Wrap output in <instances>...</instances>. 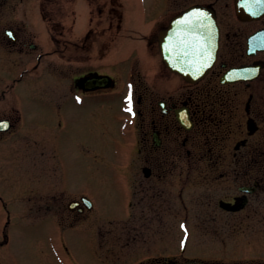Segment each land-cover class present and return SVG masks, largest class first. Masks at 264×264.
<instances>
[{
  "label": "flooded vegetation",
  "instance_id": "af4514ba",
  "mask_svg": "<svg viewBox=\"0 0 264 264\" xmlns=\"http://www.w3.org/2000/svg\"><path fill=\"white\" fill-rule=\"evenodd\" d=\"M242 2L240 15L236 0H142L148 7L134 17L124 12L134 0H61L59 17L58 0H0V66L25 61L19 77L0 75V83L11 79L17 89L26 72L42 80L61 65L65 89L46 97L58 110L71 99L115 104L122 94L125 130L106 140L120 148V165L104 180L116 185L121 204L105 217L89 196L60 184L73 196L59 207L66 226L53 243L63 252L66 231L87 229L99 264H264V0ZM192 6L211 11L219 38L212 66L185 78L167 66L160 44L172 19ZM11 114H0L10 127L0 137L18 126ZM49 128L38 122L28 131L31 184L54 196L48 173V184L39 178L47 168L37 155L44 132L46 160L55 157ZM7 213L0 249L9 242ZM148 245L155 248L140 251Z\"/></svg>",
  "mask_w": 264,
  "mask_h": 264
},
{
  "label": "rangeland",
  "instance_id": "374dc122",
  "mask_svg": "<svg viewBox=\"0 0 264 264\" xmlns=\"http://www.w3.org/2000/svg\"><path fill=\"white\" fill-rule=\"evenodd\" d=\"M134 2L125 3L124 12L138 17L140 10L143 11V8L148 6L143 4L142 0ZM61 6V0H58L54 12L58 13L59 17ZM60 68L61 65H58L53 69L52 75L42 80H38L35 74L26 72L17 89H13L11 79L0 83V92L4 90L6 94L4 97L0 95V114L12 113L14 118H19L15 131L0 137V229L7 219V210L12 221L8 229V245L0 249V264H57L56 260L60 257L64 260L62 264H99L94 251L89 249L91 233H88L87 229L69 230L64 233L67 251L63 252L57 244L60 249L58 250L57 245L53 243H57V235H61L63 226H66L60 217L59 207L73 197L62 193L60 187L63 186L69 193L89 196L105 217L111 218L113 208H118L121 204L115 193L116 185L104 180L112 177V172L116 171L114 166L120 165L115 164L120 148L108 144L106 140H109L110 134L114 138V133L122 134L125 130V122L119 119L124 113L120 101L122 94L115 104L103 100L92 103L85 99L83 104L78 105L70 98L68 108L58 110V103L50 101V97L51 94H61L65 89L66 82L57 72ZM23 69L25 61L3 64L0 66V75L7 78L19 77ZM48 93L49 99L46 98ZM59 112L61 119L57 117ZM38 122L52 125L46 134L50 144L54 146L55 157L46 160V157L50 158L51 153L49 148L44 146V132L37 134V139L43 143H39L41 149L37 155L40 156L41 164L46 161L47 168L42 169L39 178L47 183L45 172L48 173L54 187L50 192L54 196L48 195L45 189L38 193H34L32 189L33 156L31 135L28 131L32 129L33 123ZM49 204H53V212L48 210ZM124 210L125 208L123 213ZM107 225L106 221L103 222L102 228L108 229ZM111 225L114 226V223ZM89 229L93 231L92 237H96L95 229L92 226ZM57 230H60V233H57ZM107 235L109 241L111 238L119 245L123 242L115 235ZM262 242L264 243V237ZM141 247L143 248L140 251L143 252L155 248L153 245ZM260 250L261 256L264 257V247Z\"/></svg>",
  "mask_w": 264,
  "mask_h": 264
},
{
  "label": "water",
  "instance_id": "95a60500",
  "mask_svg": "<svg viewBox=\"0 0 264 264\" xmlns=\"http://www.w3.org/2000/svg\"><path fill=\"white\" fill-rule=\"evenodd\" d=\"M236 5L237 13L242 15L245 10L243 5L238 0ZM210 13L211 11L198 6L185 10L171 21L166 33L168 38L172 36L173 39L160 44L167 66L185 78L203 74L213 63L218 30ZM88 203L90 204L89 201Z\"/></svg>",
  "mask_w": 264,
  "mask_h": 264
},
{
  "label": "snow or ice",
  "instance_id": "6c2138e0",
  "mask_svg": "<svg viewBox=\"0 0 264 264\" xmlns=\"http://www.w3.org/2000/svg\"><path fill=\"white\" fill-rule=\"evenodd\" d=\"M130 110V109H129Z\"/></svg>",
  "mask_w": 264,
  "mask_h": 264
}]
</instances>
